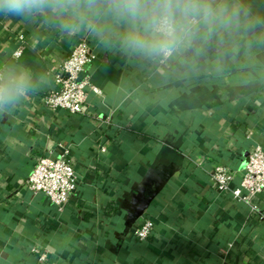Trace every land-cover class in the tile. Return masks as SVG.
Listing matches in <instances>:
<instances>
[{
    "label": "crops",
    "instance_id": "1",
    "mask_svg": "<svg viewBox=\"0 0 264 264\" xmlns=\"http://www.w3.org/2000/svg\"><path fill=\"white\" fill-rule=\"evenodd\" d=\"M252 6L264 16V0ZM78 40L98 57L88 74L103 94L89 93L84 115L53 113L43 100ZM10 61L44 83L0 113V264H264V222L211 180L216 166L239 174L264 148V45L201 43L161 70L86 31L0 19V63ZM62 149L81 185L60 213L26 182L40 157ZM254 203L264 216V194ZM147 215L156 232L141 242L132 232ZM37 246L45 262L32 254Z\"/></svg>",
    "mask_w": 264,
    "mask_h": 264
},
{
    "label": "clouds",
    "instance_id": "2",
    "mask_svg": "<svg viewBox=\"0 0 264 264\" xmlns=\"http://www.w3.org/2000/svg\"><path fill=\"white\" fill-rule=\"evenodd\" d=\"M0 19L41 23L67 36L86 31L100 46L152 65L201 43L246 52L264 45V16L252 0H0ZM43 83L25 65L0 63V113L17 110Z\"/></svg>",
    "mask_w": 264,
    "mask_h": 264
},
{
    "label": "built area",
    "instance_id": "3",
    "mask_svg": "<svg viewBox=\"0 0 264 264\" xmlns=\"http://www.w3.org/2000/svg\"><path fill=\"white\" fill-rule=\"evenodd\" d=\"M21 42L24 36L18 38ZM22 48L14 52V57L20 59ZM98 59L87 40H78L70 51L68 58L55 72L54 89L44 98V107L53 113H66L71 116L84 115L88 109L89 93L102 96L103 92L92 85L88 68ZM158 69H170V62L156 64ZM100 153H106L101 147ZM71 152L62 149L57 158L40 157L31 176L26 182V188L35 195H43L57 210L62 213L69 202L77 195L81 177L70 159ZM236 172L224 165L216 166L211 172L213 186L219 194L231 196L238 203L251 208L264 222V216L254 200L264 194V148L258 146L249 153L239 172L240 185L235 186ZM156 222L151 216H145L141 225L132 232L134 239L145 242L155 235ZM40 262H45L47 254L39 246L33 248Z\"/></svg>",
    "mask_w": 264,
    "mask_h": 264
},
{
    "label": "water",
    "instance_id": "4",
    "mask_svg": "<svg viewBox=\"0 0 264 264\" xmlns=\"http://www.w3.org/2000/svg\"><path fill=\"white\" fill-rule=\"evenodd\" d=\"M148 203H149V202H145L144 206L141 207V210H142L143 208H145V207L148 205Z\"/></svg>",
    "mask_w": 264,
    "mask_h": 264
}]
</instances>
